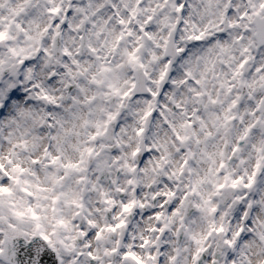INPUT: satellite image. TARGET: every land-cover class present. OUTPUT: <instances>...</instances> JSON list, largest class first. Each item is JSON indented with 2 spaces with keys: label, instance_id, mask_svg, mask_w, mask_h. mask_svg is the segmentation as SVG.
I'll return each mask as SVG.
<instances>
[{
  "label": "clouds",
  "instance_id": "obj_1",
  "mask_svg": "<svg viewBox=\"0 0 264 264\" xmlns=\"http://www.w3.org/2000/svg\"><path fill=\"white\" fill-rule=\"evenodd\" d=\"M190 2L198 10L187 19L197 25V33L202 29L210 33L200 42L189 39L191 24L173 29L171 24L176 19L170 12L168 26L160 24L152 29L155 41H138L137 35H143L138 26L143 12L130 17L123 0H75L83 11L72 13V27L60 28L61 35L53 47L51 37L57 28L42 11L45 0H40V7L35 2L29 6L23 0H0V16L18 19L38 37L28 43L53 53L51 57L33 55L31 81H23L28 95L0 114V162L11 171V156L13 163L26 169L17 173L20 184L15 186L21 189L18 198L22 204L16 205L21 210L30 201L29 194L22 191L25 187L37 193L45 205L51 201L44 197L63 194L56 202L57 216H63L68 227L46 222L48 226L40 229L46 230L61 249V264H87L88 258L76 253L87 252L85 246L90 245L93 252L99 248L103 257V249L116 247V241L119 247L136 251L147 264H153L150 251L158 256V264H173L171 256L177 257L175 264H193L197 247L226 251L223 241L233 238L241 228L243 232L235 237L236 264H264V240L259 238L264 233V127L251 132L243 143L239 139L255 120L251 113L257 111V101L264 98V88L259 86L264 71L256 72V67L264 66V45L257 42L242 74L234 75L245 55L241 48L248 43L249 34L227 21L238 20L241 11H250L251 0H214L207 13L206 0ZM114 3L120 7H112ZM225 4L231 11L222 22ZM22 8L27 10L18 15ZM122 15L131 25L119 24ZM49 24L52 29L47 42H42L39 34ZM130 26L133 31L128 35ZM217 26L224 28L225 35L216 31ZM121 33L124 36L118 39ZM242 33L245 39H236ZM14 34L18 46L26 43L22 31L14 30ZM217 41L228 45L227 51ZM65 47L71 55L64 53ZM137 48L139 62H130L127 53ZM0 52L10 57L6 47ZM9 62L15 64L19 76L24 75L26 69L20 67L17 57H10ZM253 80L257 81L253 87L245 83ZM132 82L136 84L132 95L123 97ZM197 91L203 95L196 96ZM249 93L255 97L251 104ZM237 96L242 105L229 110ZM212 99L217 102L212 103ZM149 109L152 112L145 118ZM232 115L236 119H226ZM141 128L142 133L137 131ZM238 144L241 150L233 152ZM150 147L154 151L145 157ZM137 148L140 152L133 156ZM46 151L50 153L47 157ZM51 155L60 157L56 164L51 163ZM34 158L39 165L32 163ZM70 163L77 167H64ZM253 174L251 187H246ZM239 177L244 179L233 185L232 180ZM126 203L130 204L128 209L123 206ZM173 205L180 209L175 215L169 211ZM4 212L8 214L7 205ZM156 212L162 216L157 218ZM88 219L95 221L97 230L103 229L99 242L95 234L80 235L81 225L84 232L92 231ZM121 219L125 223L115 232L106 227ZM22 225L29 233L33 231L30 215ZM165 225V231L160 232ZM221 227L224 231L217 232ZM145 238L148 243L141 247ZM33 239L34 251L45 247L41 237L29 236L30 241ZM198 240L203 243L198 244ZM64 243L76 247L69 251ZM128 245L133 247L128 249ZM160 256L164 259L159 260ZM27 260L25 256V264ZM105 264L125 261L108 257ZM216 264H224V259Z\"/></svg>",
  "mask_w": 264,
  "mask_h": 264
},
{
  "label": "snow or ice",
  "instance_id": "obj_2",
  "mask_svg": "<svg viewBox=\"0 0 264 264\" xmlns=\"http://www.w3.org/2000/svg\"><path fill=\"white\" fill-rule=\"evenodd\" d=\"M32 2L37 4V7H40V0H23V3L26 5H31ZM214 0H206V7L204 9V13H207L211 10L212 4ZM145 6L140 7L141 4ZM112 7L119 8L120 6L117 4H113ZM123 7L127 10V13L130 17H138V13L143 12V19L138 20V26L142 30L143 35H137L136 39L138 41L141 40H149L155 41L156 36L152 29L156 25H164L168 26L171 23L172 15L175 14L176 23H172L171 27L175 29L179 24H191L193 27V33L189 36V39H192L196 42H200L204 40L206 36H209L210 33L205 30H200L198 33L196 32V27L192 20L187 19V17L193 16V10H198V6L195 3L190 2V0H123ZM250 11H241L240 18L238 20H228L227 23L229 26L236 28H242L244 33H248V43L244 44L241 48V52L244 53V57L240 61V63L233 70L234 75H241L243 69L247 65L252 57L248 55L253 46L258 42L261 45H264V0H251L250 2ZM26 8L20 9L19 14H22L26 11ZM42 11L48 14L49 18L55 24L57 31L51 37V42L53 47H55L57 38L61 35L60 28L68 27L71 28L72 24L69 20V17L72 15L74 11L79 12L83 11V9L75 4V0H45V5L42 8ZM231 11V7L228 4L224 6V12L221 13V21L223 22L226 13ZM13 12L16 13L17 10L13 9ZM169 12L171 14H169ZM184 19H181V18ZM35 19V18H34ZM120 25H131V21L126 19L123 15L119 19ZM52 24L47 25L42 32L39 34V39L42 42H47L48 36L47 34L51 31ZM15 32H21L25 38L26 43L20 44L19 46L16 41H18V36L14 34ZM133 29L131 26L128 29V35L132 34ZM216 31L221 34V36L225 35L224 28L222 26H217ZM242 33L237 36L236 39L243 41L245 39V35ZM171 35V33H169ZM124 33H121V36L118 39H122ZM38 37H34L31 35L30 29H25L24 25L20 23V21L14 17L8 16H0V49H4L6 47V51L10 54V57H17L18 63L21 68L26 69L23 76H19V73L15 70V64L9 62V58H6L3 52H0V114H3L4 110L8 108L12 103L18 100L24 99L28 95V89L25 87L23 81L28 80L31 81V72L32 68L30 65L33 63L32 57L33 55L44 56L47 55L51 57L53 53L49 51L47 47H38L35 43H28L37 40ZM82 39V37H81ZM220 48L223 51H227L228 45L221 44L217 41ZM139 48L134 51H130L127 53L128 59L130 62H139V56L137 53L139 52ZM64 53L67 55H71V51L65 47ZM79 52V49H77ZM143 67V65H141ZM264 71V66L256 67V72ZM163 75L161 79H163ZM5 76L8 77L5 80ZM19 76L21 83H16V78ZM260 87L264 88V75L259 77ZM175 83V81H174ZM200 83V81H197ZM249 84V87H253L256 85L257 81L253 80L251 82H245ZM136 87L135 82H132L131 87L122 93L123 97L127 98L132 95L133 89ZM232 85L228 86V90L231 91ZM116 92L119 93V89H115ZM151 91V89H149ZM152 95H156L155 92H152ZM196 96H202L203 93L197 91L195 93ZM46 98L51 99V97ZM255 99L252 93H249V103H252V100ZM212 103H216L215 99L211 100ZM242 105V100L239 96L233 99L229 104V110L233 107ZM256 112L251 113L255 120L253 123L248 124L244 130V134L239 138L241 143L250 135L251 132L257 130L258 127H264V98H260L256 103ZM152 110L149 109L145 113V118L149 114H151ZM197 119H202V117L197 116ZM228 120L236 119L235 115L226 116ZM241 121H243L244 117H240ZM191 123V120L189 121ZM138 132L142 133L144 130L138 129ZM181 140L185 139V137H180ZM22 146L26 149L27 144L23 142ZM241 150V145H236L233 148V152ZM92 149L89 148L88 152L91 153ZM153 148H149L147 152H145V157H147L151 152H153ZM140 152V149L137 148L133 152V156H136ZM50 155L47 151L45 152V156ZM60 157L57 155H51V163L56 164L59 161ZM144 162V157H141V163ZM33 164L39 165L40 161L38 159L32 160ZM187 163V161H185ZM9 164L11 165V171L5 167L4 163L0 162V264H25V256L28 257L27 264H61V249H59L56 245V242L49 236L45 229L48 224L46 222H54L56 225H62L64 227H68V221L63 216H57V212L59 209L56 206V202H58L63 194L52 195L51 197H44V199L50 200L51 203L49 205H45L40 202V198L37 193H33L30 188L25 187L22 191L26 194H29L30 201L27 205H22L24 210H21V207L16 206L18 203L22 204V202L18 198V191L21 189H17L15 186L20 184V177L17 173H24L26 169H24L20 164L13 163L12 157H9ZM65 168H75L77 165L75 164H67L64 165ZM223 167V164L221 165ZM257 169H259V163H257ZM132 170H135L134 167ZM255 178V174L249 176V184L246 187H251V181ZM244 178L239 177L238 179L232 180L233 185L239 184ZM129 184L133 183L132 180L128 181ZM27 184L28 181H25ZM37 188L40 186L37 185ZM221 187H223L221 185ZM123 191V190H121ZM168 196H174V193H167ZM75 203V201H72ZM67 203V201H66ZM183 203V201H181ZM8 206V214H5L4 208ZM125 209L130 207V204L123 205ZM83 207V205H80ZM213 210L215 209V205L212 206ZM169 211L173 212V214H177L180 209L176 208L174 205ZM49 212L51 215H49ZM30 215L31 220L34 221V229L29 233L26 228L23 227L22 222L26 216ZM78 216L79 213H76ZM157 218L162 216V213L156 212ZM247 216V213H245ZM183 219V217H181ZM125 221L120 220L119 223L112 225L107 224L106 227L115 232L117 229L121 228L124 225ZM87 224L92 228L90 232H84L83 225H81L80 235L91 236L95 234L97 241L99 242L103 237V229L97 230L95 227V221L88 219ZM167 225L163 228H160V232H164ZM37 230H40L37 233ZM217 232H223V227L217 228ZM53 232H56V229L53 228ZM243 232V228H241L240 232L234 234L233 238H228L223 241L227 250H220L217 252H213L211 248H207L204 246L197 247L196 252L193 256V264H207L208 260H212L213 264L223 258L224 264H236V260L234 258L235 252L234 248L237 247V243L235 240L236 236H240ZM39 237L42 238L44 242H46L45 247L36 251L33 250V243L35 240H29V236L31 237ZM261 240H264V233L259 235ZM75 240V237L72 238ZM63 243V241H62ZM147 238L144 239V244L141 247L147 245ZM198 244H202V241H197ZM116 247L108 248L105 247L103 249L104 256H100L98 253L100 249L98 248L96 252L91 250L90 245H86L88 248L87 252H79L76 253L81 257H87V264H105V259L108 257H112L115 260H120L121 258L125 261V264H147V262L137 254L134 250H126L125 248L119 247V241H116ZM25 246L27 250L25 251ZM76 247L75 244L69 245L64 243V248L67 250L74 249ZM133 246L128 245L127 248L131 249ZM163 251V249H160ZM179 251V249L177 250ZM24 253V255H21ZM164 257L160 256L159 260H163ZM173 264L177 259L176 256L169 257ZM149 260L153 262V264H158V256L152 255V252H149Z\"/></svg>",
  "mask_w": 264,
  "mask_h": 264
}]
</instances>
